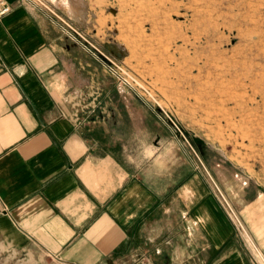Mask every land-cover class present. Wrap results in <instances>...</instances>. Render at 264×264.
Here are the masks:
<instances>
[{"label": "crops", "instance_id": "1", "mask_svg": "<svg viewBox=\"0 0 264 264\" xmlns=\"http://www.w3.org/2000/svg\"><path fill=\"white\" fill-rule=\"evenodd\" d=\"M4 1L0 243L47 264H264V182L218 163L230 214L144 99L80 83L58 15Z\"/></svg>", "mask_w": 264, "mask_h": 264}, {"label": "rangeland", "instance_id": "2", "mask_svg": "<svg viewBox=\"0 0 264 264\" xmlns=\"http://www.w3.org/2000/svg\"><path fill=\"white\" fill-rule=\"evenodd\" d=\"M41 1L64 24L80 83L144 99L230 214L218 163L264 182V0ZM0 264L47 263L0 243Z\"/></svg>", "mask_w": 264, "mask_h": 264}, {"label": "built area", "instance_id": "3", "mask_svg": "<svg viewBox=\"0 0 264 264\" xmlns=\"http://www.w3.org/2000/svg\"><path fill=\"white\" fill-rule=\"evenodd\" d=\"M10 9V5H8L4 0H0V14L8 12Z\"/></svg>", "mask_w": 264, "mask_h": 264}]
</instances>
